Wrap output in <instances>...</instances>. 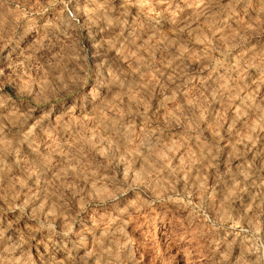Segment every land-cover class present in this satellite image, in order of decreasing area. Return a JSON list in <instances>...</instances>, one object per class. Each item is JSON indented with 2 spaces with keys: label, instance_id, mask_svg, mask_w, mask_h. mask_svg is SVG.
<instances>
[{
  "label": "rangeland",
  "instance_id": "rangeland-1",
  "mask_svg": "<svg viewBox=\"0 0 264 264\" xmlns=\"http://www.w3.org/2000/svg\"><path fill=\"white\" fill-rule=\"evenodd\" d=\"M0 264H264V0H0Z\"/></svg>",
  "mask_w": 264,
  "mask_h": 264
}]
</instances>
